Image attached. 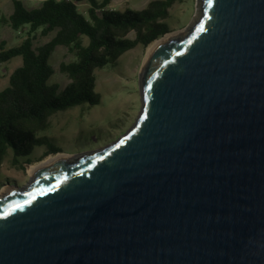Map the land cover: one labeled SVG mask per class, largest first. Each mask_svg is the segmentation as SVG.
Returning <instances> with one entry per match:
<instances>
[{"label":"water","instance_id":"water-1","mask_svg":"<svg viewBox=\"0 0 264 264\" xmlns=\"http://www.w3.org/2000/svg\"><path fill=\"white\" fill-rule=\"evenodd\" d=\"M139 77L125 133L0 195V264H264V0H198Z\"/></svg>","mask_w":264,"mask_h":264},{"label":"trees","instance_id":"trees-1","mask_svg":"<svg viewBox=\"0 0 264 264\" xmlns=\"http://www.w3.org/2000/svg\"><path fill=\"white\" fill-rule=\"evenodd\" d=\"M113 1L44 0L33 9L21 0L13 1V14L3 21L14 31L27 28V37L10 48L0 41V64L17 57L23 60L11 75L9 87L0 92V175L10 155L18 166L20 159L30 157L36 148L46 147L41 160L62 153L46 135L52 128L51 118L77 106L99 105L97 71L170 33L168 20L177 0H153L141 11L123 12L110 9ZM78 4L88 5L86 14ZM39 31L44 36L55 34L35 48L33 34ZM59 47L73 56L60 66L68 78L64 88L50 82L55 73L50 60Z\"/></svg>","mask_w":264,"mask_h":264},{"label":"rangeland","instance_id":"rangeland-1","mask_svg":"<svg viewBox=\"0 0 264 264\" xmlns=\"http://www.w3.org/2000/svg\"><path fill=\"white\" fill-rule=\"evenodd\" d=\"M14 0H0V41L7 47H14L27 37V28L14 31L3 20L13 14ZM30 8H38L44 0H21ZM153 0H115L110 9L125 11L132 9L141 11ZM80 11L86 14L88 5L78 4ZM198 17V0H177L170 11L168 24L170 33L177 36L186 31V28ZM54 32L47 36L41 31L33 34L35 48L51 40ZM153 44L147 48L138 46L127 52L116 65H109L97 71L96 91L101 94V103L90 107L82 105L59 112L51 118L52 128L46 135L51 136L53 144L62 153L51 155L41 160L46 147L36 148L28 158L20 159L21 165H13L12 155L8 156L0 175V192L9 185L25 187L31 179L30 166H37L51 157L66 155L71 158L81 153L95 151L104 147L125 133L137 119L141 109L140 70ZM73 56L66 48L59 47L51 57L54 75L50 82L64 88L68 83L66 75L60 71L62 63L72 61ZM21 57L9 63L0 64V92L9 87L10 77L21 67ZM32 163L28 164L26 161Z\"/></svg>","mask_w":264,"mask_h":264},{"label":"bare ground","instance_id":"bare-ground-1","mask_svg":"<svg viewBox=\"0 0 264 264\" xmlns=\"http://www.w3.org/2000/svg\"><path fill=\"white\" fill-rule=\"evenodd\" d=\"M173 37V35H167L165 38L161 39V40H158L156 41L152 48L150 49L149 51V54H148V57L147 59L150 57V55L162 44L164 43L166 40H168L169 38ZM59 158H69L67 157L66 155H61L59 154L58 156H55V157H51L49 158L48 160H46L45 162H43L42 164L40 165H37V166H30L29 167V172L31 173V175L33 176L35 174V172L39 169H42L44 166H46L48 163L56 160V159H59ZM8 187L5 188V190L1 191L0 192V195H2L5 191H7Z\"/></svg>","mask_w":264,"mask_h":264}]
</instances>
